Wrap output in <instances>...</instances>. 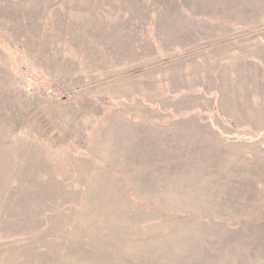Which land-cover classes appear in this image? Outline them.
<instances>
[{
    "label": "rangeland",
    "instance_id": "rangeland-1",
    "mask_svg": "<svg viewBox=\"0 0 264 264\" xmlns=\"http://www.w3.org/2000/svg\"><path fill=\"white\" fill-rule=\"evenodd\" d=\"M0 264H264V0H0Z\"/></svg>",
    "mask_w": 264,
    "mask_h": 264
}]
</instances>
